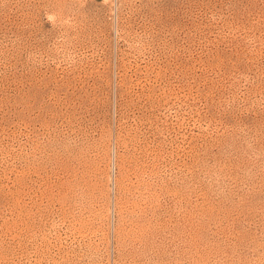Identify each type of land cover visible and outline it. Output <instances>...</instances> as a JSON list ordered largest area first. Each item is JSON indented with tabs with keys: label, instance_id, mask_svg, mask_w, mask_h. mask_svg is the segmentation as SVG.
Listing matches in <instances>:
<instances>
[{
	"label": "rangeland",
	"instance_id": "obj_1",
	"mask_svg": "<svg viewBox=\"0 0 264 264\" xmlns=\"http://www.w3.org/2000/svg\"><path fill=\"white\" fill-rule=\"evenodd\" d=\"M0 264H264V0H0Z\"/></svg>",
	"mask_w": 264,
	"mask_h": 264
}]
</instances>
